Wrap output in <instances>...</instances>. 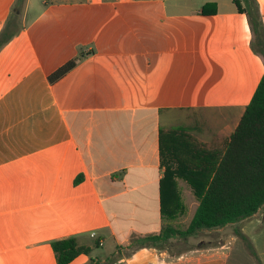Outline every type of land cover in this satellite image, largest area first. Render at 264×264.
Segmentation results:
<instances>
[{
	"label": "crops",
	"instance_id": "1",
	"mask_svg": "<svg viewBox=\"0 0 264 264\" xmlns=\"http://www.w3.org/2000/svg\"><path fill=\"white\" fill-rule=\"evenodd\" d=\"M16 2L0 0V32L17 30L0 48V264H57L50 242L69 236L91 251L68 264H264V205L238 224L256 257L230 225L128 247L190 223L188 176L209 182L264 72L248 14L233 0ZM166 168L180 171L162 186L180 196L174 216Z\"/></svg>",
	"mask_w": 264,
	"mask_h": 264
},
{
	"label": "trees",
	"instance_id": "2",
	"mask_svg": "<svg viewBox=\"0 0 264 264\" xmlns=\"http://www.w3.org/2000/svg\"><path fill=\"white\" fill-rule=\"evenodd\" d=\"M23 1L17 0L16 7ZM233 1L239 10L248 14L256 40L264 45V29L258 17L255 0H242L243 8L240 0ZM14 26L16 24L10 20L0 32V48L16 34ZM82 57L83 53H80L78 57L59 66L48 75L49 81L53 83L65 75ZM192 174L196 173L190 172L191 176ZM175 175H180V171L166 168L160 182L162 215L174 216L183 210L180 196L165 194L162 188ZM191 176H188L189 182L199 203L188 226L182 229L164 225L158 233L133 236L128 247L169 249L173 245L172 239L184 241L191 236L196 237L201 231H213L230 225L233 233L247 242L249 253L256 257L251 241L238 224L250 218L264 205V72L209 182L197 185ZM79 179L81 176L76 178V182ZM165 204H168V209ZM50 244L57 264H68L79 254H89L91 251L89 246L79 244L75 236L52 240Z\"/></svg>",
	"mask_w": 264,
	"mask_h": 264
},
{
	"label": "rangeland",
	"instance_id": "3",
	"mask_svg": "<svg viewBox=\"0 0 264 264\" xmlns=\"http://www.w3.org/2000/svg\"><path fill=\"white\" fill-rule=\"evenodd\" d=\"M257 1V0H256ZM261 2H263V4L260 6V10H261V13H263L264 14V0H261ZM257 6H256V8L257 9H259V4H258V1H257V4H256ZM23 6H24V1L21 3V4H17V7L16 8H19V9H22L23 8ZM18 19H19V21L21 20V18L20 17H18ZM183 200L184 201H186L187 200V197L186 196H183ZM191 209V208H190ZM190 212V211H189ZM189 215V217H191V215L192 214H190V213H185L184 214V216H183V219L186 217V216H188ZM183 223H188V222H183ZM178 225H180L179 227H182V223L180 222V224H178ZM185 228V227H184ZM184 228H182V229H184ZM228 229H227V232L226 233H233V228H231V227H227ZM207 236L209 237V239L211 240V243H215L217 240H218V236H219V234L218 233H216V232H210L209 234H207ZM248 237V236H247ZM249 238V237H248ZM250 240V239H249ZM240 244H241V246H242V249H244V250H246L247 252H249V249H248V245H247V242H245V241H243L242 239L240 240ZM103 247H96L95 248V250L97 251V252H102L103 251V249H102ZM125 253H127V251H125Z\"/></svg>",
	"mask_w": 264,
	"mask_h": 264
},
{
	"label": "built area",
	"instance_id": "4",
	"mask_svg": "<svg viewBox=\"0 0 264 264\" xmlns=\"http://www.w3.org/2000/svg\"><path fill=\"white\" fill-rule=\"evenodd\" d=\"M95 234L94 233H91V236L93 237ZM98 244H101V242L99 241Z\"/></svg>",
	"mask_w": 264,
	"mask_h": 264
}]
</instances>
